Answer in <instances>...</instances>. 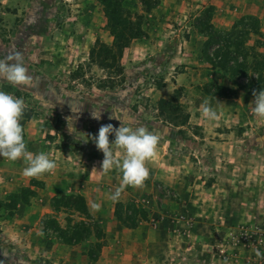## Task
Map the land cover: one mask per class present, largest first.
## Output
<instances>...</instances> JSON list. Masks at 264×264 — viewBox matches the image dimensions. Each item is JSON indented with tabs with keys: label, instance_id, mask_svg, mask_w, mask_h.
Listing matches in <instances>:
<instances>
[{
	"label": "rangeland",
	"instance_id": "obj_1",
	"mask_svg": "<svg viewBox=\"0 0 264 264\" xmlns=\"http://www.w3.org/2000/svg\"><path fill=\"white\" fill-rule=\"evenodd\" d=\"M122 7L133 22L129 29L108 21L95 0H0V59L22 54L33 77L28 86L0 80V91L25 102L20 123L28 150L56 161L43 175L81 174L83 187L74 188L88 190V210L101 231L92 228L76 245L44 233L51 199L74 192H63L65 178L58 192L45 190L42 175L23 176V160L0 157V264H264L258 245L264 238V118L252 114L254 96L203 55L206 22L216 32L236 23L234 36L245 48L264 52V0H124ZM246 16L259 19L261 37L247 29L250 20L241 21ZM129 31L137 36L123 41ZM217 86L237 91L225 97L214 94ZM206 98L218 113L214 121L202 116ZM112 115L160 137L156 156L146 161L145 186L125 187L117 201L110 195L122 174L101 171L104 156L91 139L101 125L120 127ZM66 117L74 118L76 134ZM181 150L187 155L169 158L172 171L157 169L162 154ZM113 154L125 155L115 146ZM25 189L34 195L15 204ZM155 194L163 199L146 205L143 199ZM93 202L106 216L102 222ZM186 212L190 231L180 221ZM66 216L58 214L61 226Z\"/></svg>",
	"mask_w": 264,
	"mask_h": 264
},
{
	"label": "clouds",
	"instance_id": "obj_2",
	"mask_svg": "<svg viewBox=\"0 0 264 264\" xmlns=\"http://www.w3.org/2000/svg\"><path fill=\"white\" fill-rule=\"evenodd\" d=\"M12 60L15 62L9 63ZM0 80H6L14 86H28L33 83V77L24 64L22 54L17 53L15 56L0 59ZM253 96L254 100L250 103L254 105L251 109L252 114L264 118V89L258 92L253 90ZM25 107L23 98L0 91V157L11 162L23 160L25 164L22 170L23 176L39 178L45 173H52L57 168V163L43 151L33 153L28 150L23 134L24 129L20 123ZM201 109L202 116L207 120L214 121L218 118V113L209 99L206 98L203 101ZM91 116L99 120L101 113L93 111ZM111 118L119 120L113 115ZM66 120L69 133L76 134L74 123H70L74 118L66 117ZM113 133L115 140L110 142L109 135ZM91 139L104 156L101 171L108 173L111 170H117L122 174L121 186L110 195V199L117 201L127 186L134 188L145 186L150 175L146 161L151 160L157 154V145L160 140L158 134L149 131L146 127L133 128L120 121L119 128H114L112 124L101 125L98 135L92 136ZM114 146L124 150L125 155L122 159L114 156ZM91 208L99 211L101 205L93 202ZM256 256L261 257L262 253L257 250Z\"/></svg>",
	"mask_w": 264,
	"mask_h": 264
},
{
	"label": "trees",
	"instance_id": "obj_3",
	"mask_svg": "<svg viewBox=\"0 0 264 264\" xmlns=\"http://www.w3.org/2000/svg\"><path fill=\"white\" fill-rule=\"evenodd\" d=\"M95 1L102 6L104 16L113 25L123 29H129L132 26L133 22L130 16L127 15L122 7L124 0ZM246 19L250 20L252 24L251 28H247L250 29L249 32L261 37L259 19L256 16H246L241 21ZM206 25L207 41L205 42L203 55L211 68L224 70L228 74L233 86L242 89L250 95H253V90L258 92L264 89V52H258L254 47L248 50L245 48L244 42L234 36L235 30L238 28L236 23L232 25L230 30L224 32H216L209 22H206ZM138 29L139 27H136L135 31H138ZM136 36L137 34L129 31V33L120 37L125 41L128 38ZM257 43L259 44L258 46L262 44L260 41ZM89 55L92 58L93 52H90ZM108 57L109 54L106 59ZM102 65L107 67L105 62ZM236 88L217 86L215 87L214 94L232 97L236 94ZM33 195L34 192L32 190L25 189L16 197L15 204L18 201L27 204L28 197ZM50 208L51 213L45 214L42 220L43 232L50 233L64 244L76 245L86 241L91 234V229H97V225L92 220L85 199L80 194L68 193L55 196L50 201ZM60 212L67 215L64 218V226H61L58 222V214ZM74 214H78L80 220H74L72 218ZM98 233L100 235L101 231L98 230Z\"/></svg>",
	"mask_w": 264,
	"mask_h": 264
},
{
	"label": "crops",
	"instance_id": "obj_4",
	"mask_svg": "<svg viewBox=\"0 0 264 264\" xmlns=\"http://www.w3.org/2000/svg\"><path fill=\"white\" fill-rule=\"evenodd\" d=\"M170 151H172V149H170ZM178 155L185 156V155H187V151L186 150H181V152L179 154H173V152H169L168 151L167 153L162 154L161 155V158L163 157L162 162H160V160L157 161V163H158L157 165H159L158 167H161V168H157V169H162L163 171H167V170L172 171V169L174 168V164L172 163L171 160H169V158L170 157L171 158H175V156H178ZM53 174H52V176H50V175H47V176L42 175L41 178H39V179H41L43 181V183H45L44 184L45 190L58 192L59 190L62 189V187L59 186L58 181L60 179H64L65 178V180L67 182L63 184V192H74V193L79 192V194H81L85 198V202H86L87 207H88V204H89L88 203V196H87V194H88L87 191L88 190H86L85 187L83 189H79V190H76L74 188L76 185H79L80 187H83V183L81 182V179H80L81 174H79L78 172H73V173L67 174V177H66V176H64L62 171L59 172L58 170L55 171L54 175ZM163 175H165V173H163ZM173 179H175V184H179L178 179H181V176L178 177V174H177V176L176 175L173 176ZM77 182H78V184H77ZM72 190H74V191H72ZM151 198L152 199H143L146 202V205L150 204L152 201H155V199H159L160 201H161V199H163V197L158 196V195L156 196V194L153 195ZM143 207H145V205H143ZM93 212L95 214V217L97 219H99V222H102V220L106 217L105 215L102 214V212H97V211H93ZM149 216H150V212H149V210H147V217H149ZM190 217H191V215L188 212L183 213L180 216V218H181L180 221L183 224H185L184 227H185L186 231H190V229L194 225V224H190V223L188 224L187 223L189 221L188 219L192 220V218H190ZM233 256L234 257H238V256H235V255H233ZM248 263L251 264L250 262H248Z\"/></svg>",
	"mask_w": 264,
	"mask_h": 264
},
{
	"label": "built area",
	"instance_id": "obj_5",
	"mask_svg": "<svg viewBox=\"0 0 264 264\" xmlns=\"http://www.w3.org/2000/svg\"><path fill=\"white\" fill-rule=\"evenodd\" d=\"M258 245H259V248H260L262 251H264V238H261V239H260V242H259ZM223 251H224V250H220V255H221L222 258H226V257H227V254H225Z\"/></svg>",
	"mask_w": 264,
	"mask_h": 264
}]
</instances>
